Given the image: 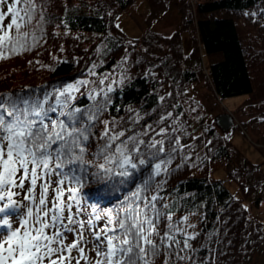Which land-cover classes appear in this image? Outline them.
<instances>
[{
  "label": "trees",
  "instance_id": "1",
  "mask_svg": "<svg viewBox=\"0 0 264 264\" xmlns=\"http://www.w3.org/2000/svg\"><path fill=\"white\" fill-rule=\"evenodd\" d=\"M132 1L36 0L37 16L42 14L45 19H36L32 26L23 29L36 36L35 47L0 59V93L25 89L52 92L87 80V86L74 93V105L90 108L93 101L89 95L110 85V103L96 124V136L104 128L100 121H117L125 128L147 124L155 127L159 115L171 111L172 118H178L182 125L174 135L179 136L183 151L174 155L169 173L162 174L166 183L160 194L172 208L173 222L179 224L183 217L195 220V228H188V232L199 233L192 241L198 250L197 264L202 258L208 264H264V220L252 216L248 209L259 208L264 201V176L258 165L233 146L229 136L224 139L210 125L197 101L184 103L185 98L175 86L207 79L223 100L247 96L237 112L244 111L253 118L245 128L255 135L258 144L264 145V87H260L257 75L264 72V0H180L182 22L195 27L207 58L205 70L199 58L197 67L187 60L190 57L177 53L174 58L176 35L163 36L153 32L150 25L140 39L127 37L115 20ZM154 9L151 7V23L158 17ZM187 12L195 16L188 19ZM248 24L252 29L248 33L254 35L247 36L250 40L246 41L243 31ZM93 65L96 75L89 72ZM101 79H105L103 85L99 83ZM162 95L163 102L159 99ZM101 98L97 96V100ZM137 113L143 119L131 125L130 118ZM91 143L90 152L95 150V137ZM259 150L264 153V149ZM186 156L191 159H182ZM217 163H223L228 177L238 183L242 199L222 181L211 178L212 167ZM144 175H148L147 170ZM102 188L90 183L84 191L94 195ZM124 195L121 191L106 196L99 206L116 207L120 203L117 197L123 199ZM247 199L249 207L244 201ZM7 218L11 220L12 216ZM160 229L164 230V223ZM156 264H161L159 258Z\"/></svg>",
  "mask_w": 264,
  "mask_h": 264
},
{
  "label": "snow or ice",
  "instance_id": "2",
  "mask_svg": "<svg viewBox=\"0 0 264 264\" xmlns=\"http://www.w3.org/2000/svg\"><path fill=\"white\" fill-rule=\"evenodd\" d=\"M0 9V59L31 51L36 36L23 29L45 19L37 16L36 0H0ZM87 84L0 93V264H156L157 258L161 264H197L192 241L199 233L188 232L195 225L188 217L173 222L160 194L162 174L183 151L174 135L182 129L178 118L162 112L155 127L141 128L100 121L104 128L96 136L113 89L90 94V108L77 107L74 93ZM142 119L137 113L131 125ZM90 183L103 188L86 195ZM121 191L116 207L99 206ZM200 264L208 262L202 258Z\"/></svg>",
  "mask_w": 264,
  "mask_h": 264
},
{
  "label": "rangeland",
  "instance_id": "3",
  "mask_svg": "<svg viewBox=\"0 0 264 264\" xmlns=\"http://www.w3.org/2000/svg\"><path fill=\"white\" fill-rule=\"evenodd\" d=\"M152 1L133 0L132 4L116 18V26H118V28L131 39H140L143 34H145L147 29H149L150 25L153 32L155 31L163 36L171 37L176 35L177 39L174 42V47L177 48H174L173 50L174 58L178 57L177 53L181 56H185V58L190 57L187 60H191L190 64H195L193 66L198 65L197 59L199 58V63L202 68H204L203 70L207 69V58L203 54L195 27L189 25L185 21L184 23L182 22V14L180 13L182 5L180 4V0H154L153 4ZM189 2L192 3L195 2V0H189ZM151 7H155L154 11L158 13L157 20H154L152 23L149 20ZM192 14L187 12L188 19L195 16ZM245 26L246 29L243 31V36H246L245 40L249 41L254 35V32L251 34L248 33L252 31L250 24ZM247 36H250V38ZM255 67H257L256 63L254 65V68ZM251 69H253V66H251ZM253 72L254 70H252V73ZM257 75L259 77L260 87H264V84H262L264 81V72L262 73V76L259 74ZM175 86L176 89H178L180 96L185 98L183 100L184 103H187L186 100L197 101L208 115L210 125L212 127L215 126L224 139L229 136L233 146L238 149L249 161L258 165L261 175L264 176V153H261L259 150L264 149V145L258 144V140L255 135L245 128V125H248L247 123L251 122L253 118L249 117L246 113H244V111H240L239 113L237 112L247 96H236L223 100L215 93L207 79L199 82H193L187 86H184L183 83L176 84ZM182 92L184 96L182 95ZM221 115H231L233 117L234 127L231 130L224 132L218 126L217 119ZM211 175L212 179L222 181L228 190L237 198H243L238 183L233 182L228 177L223 163L214 164L211 170ZM248 198L250 199V197ZM244 201L246 206L249 207L250 205L247 202L248 199ZM248 209L250 210V214L252 216L264 220V201L261 203L259 208L249 207ZM189 223L196 224L193 218L190 219Z\"/></svg>",
  "mask_w": 264,
  "mask_h": 264
},
{
  "label": "water",
  "instance_id": "4",
  "mask_svg": "<svg viewBox=\"0 0 264 264\" xmlns=\"http://www.w3.org/2000/svg\"><path fill=\"white\" fill-rule=\"evenodd\" d=\"M217 124L222 131L227 132L234 127L233 117L231 115H221L217 119Z\"/></svg>",
  "mask_w": 264,
  "mask_h": 264
}]
</instances>
